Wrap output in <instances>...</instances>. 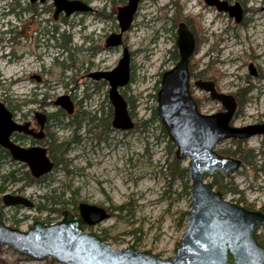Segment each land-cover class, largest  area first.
<instances>
[{
  "label": "rangeland",
  "instance_id": "rangeland-1",
  "mask_svg": "<svg viewBox=\"0 0 264 264\" xmlns=\"http://www.w3.org/2000/svg\"><path fill=\"white\" fill-rule=\"evenodd\" d=\"M90 1L97 13H74L66 19L62 13L55 19L52 2H48L52 5L50 13H41L40 3L28 8L29 0H0V97L16 93L21 100L30 102L48 100V112L53 117L51 132L58 143L69 142L64 154L56 152L66 166L55 163L45 178L34 180H20L27 172L30 174L27 164L14 160L6 151L0 153L6 156L0 159L2 217L7 225L26 231L36 221L60 222L65 210L77 216L78 204L86 202L110 213L108 219L96 225H84L87 231L114 249L133 246L138 251L169 258L175 254L191 209V179L176 175V167L172 166L176 148L169 145L159 123L149 118L157 109L162 74L178 61L172 55L174 27L188 18L196 22L194 31L201 46L191 59L192 77L194 69V74L213 79L218 90L226 94L249 87L248 100L239 105L232 124L242 127L264 121V33L262 27L252 25L259 18L264 20V0H231L249 11L240 23L228 13L209 9L204 0H144L133 28L124 35L132 54L131 79L120 91L135 123L126 131L112 126L114 109L109 83L91 76L113 70L122 57L124 45L104 46L111 33H119L117 11L124 0ZM23 10L20 18L13 13ZM24 52L29 55L19 66L14 54ZM29 74L43 75V81L26 79ZM192 77L191 93L199 111L213 114L224 110L219 101L194 86L196 78ZM60 95H69L74 101L73 116L55 105ZM247 146L262 154L264 135L244 140L242 147ZM235 148V142L229 139L220 142L216 151L227 156L221 152ZM187 164L188 160L181 161L182 167ZM261 168L264 154L257 157L254 165H242L224 175L241 191L227 192L224 199L264 212ZM11 172L19 181L14 182L13 176L8 178ZM213 175L207 181L212 182ZM5 193L23 196L35 207L5 205ZM55 200L75 204H55ZM255 234L264 243V226ZM0 264L61 263L50 256L34 259L4 244L0 245Z\"/></svg>",
  "mask_w": 264,
  "mask_h": 264
},
{
  "label": "water",
  "instance_id": "water-1",
  "mask_svg": "<svg viewBox=\"0 0 264 264\" xmlns=\"http://www.w3.org/2000/svg\"><path fill=\"white\" fill-rule=\"evenodd\" d=\"M52 1L55 18L61 12L70 16L87 9L79 0ZM206 2L215 5L219 11H228L236 22L241 21L243 11L239 5L229 6L221 0ZM138 3L139 0H129L119 8L120 32L109 36L107 47L122 44V36L133 23ZM177 46L179 60L162 74L157 93L158 116L176 148V159L188 160L186 168L191 179V209L174 256L164 258L149 251H138L133 246L114 249L84 228V225L93 226L110 217L106 208L86 202L78 204V216L65 210L60 222L44 224L36 221L26 231L7 225L0 211V245L9 244L35 259L50 256L61 264H264V245L255 234L257 228L264 226V212L250 211L225 200L223 193L207 181L209 175L216 172L230 174L242 165L239 158L220 155L216 151L217 145L224 140L244 141L263 135L264 122L242 127L233 125L237 101L232 94L218 92L212 81H198L196 86L208 92L212 100L219 101L224 110L201 113L190 91L189 62L195 52L196 39L186 24L179 26ZM93 77L109 83V98L114 109L112 126L122 131L133 129L135 123L128 103L120 92L131 79L128 49L124 48L113 70L93 74ZM55 105L69 115L74 112L69 95H60ZM19 129L11 111L0 101V145L9 149L16 161L26 163L33 177L50 173L55 162L46 147H23L11 141V135ZM3 202L5 205L34 207L31 200L19 195L5 194Z\"/></svg>",
  "mask_w": 264,
  "mask_h": 264
},
{
  "label": "flooded vegetation",
  "instance_id": "flooded-vegetation-1",
  "mask_svg": "<svg viewBox=\"0 0 264 264\" xmlns=\"http://www.w3.org/2000/svg\"><path fill=\"white\" fill-rule=\"evenodd\" d=\"M79 1L82 2L83 4H85L87 6V9L84 10V11H78V12H74V13H79L80 15H82V14H88L89 15L91 13H97L96 9H94L91 6V1L90 0H79ZM128 1L129 0H124V4L122 6H120L119 8L125 6L128 3ZM143 1L144 0H139L137 11H136V13L134 15L133 23H132L131 27L122 36V44L120 46H118V47H121V46L124 45L123 46V50H124V48H127L128 51H129V48L125 45V42H124V40H125L124 39V35L127 34L133 28L134 21L136 19V16H137L138 12L140 11V7H141V4L143 3ZM221 1H226L229 6L239 5L242 8V11H243L242 19H241L240 22L244 21L245 15L249 11H247V9L243 6V4L233 3L231 0H221ZM48 2H52L53 3L52 0H44V1L36 0L35 2H32V0H29L30 4H29L28 8L31 7V4L40 3L43 6L42 9H41V13H47V12L50 13L52 5L50 3H48ZM46 3H48V4H46ZM204 3L207 5V7L209 9H214L218 13H228V15L230 16L228 11H219L215 5H210L209 3L206 2V0H204ZM53 6H54V3H53ZM119 8H118V11H117V19H118V15H119ZM262 10L264 11V7L262 8ZM54 12H55V10H54ZM13 13H15L17 15V18H20L21 15L25 13V10L17 11V12L15 11ZM33 13H35V15H38L36 10H34ZM62 13H64V12L59 13L58 16L62 17L63 16V15H61ZM73 14H71V15H73ZM67 17H69V16H66L65 13H64L63 19H66ZM232 18H234V17H232ZM258 20H260V22ZM195 23L196 22L192 18H188V19H185V20H182V21L178 22V26L174 27V29L176 30V35H175L176 36V43H175V45L173 47V51H172L173 59H178L179 60V49H178V46H177V38H178L179 26L181 24H186L187 27L190 29V31L194 34V37L196 39V48H195V52H194L193 56L197 53V48L200 49L201 41H200V39H198V37L196 36V33L194 31L195 30V28H194V24ZM261 23H262V25H261ZM252 25L253 26L262 27L263 30L261 31V33L262 32L264 33V20L263 19H261V18L257 19L254 23H252ZM119 28H120V25H119ZM119 32H120V30H119ZM111 34H115V33H111ZM86 42L89 43L88 40H86ZM104 47H107V46L105 45ZM109 47H116V46H109ZM109 47H107V48H109ZM129 54H130V63H131V55L132 54H131L130 51H129ZM28 55H29V52H24L21 55L14 54V56H15L14 59L18 63V65L20 66L23 63L25 57H27ZM191 59H192V57H191ZM191 59H190V62H189L190 91H191V84H192V80H191V77H192V73H191ZM256 74L258 75V73H256ZM35 76L39 77L40 79L39 80L35 79L34 78ZM42 76L43 75H40V74H29L26 79H29L31 81L36 80V81L40 82V81H43V77ZM91 76L93 77V74H91ZM192 78H196L194 80V86H196V82H198V81H212L215 84V87H216L217 91L221 92L220 90H218L217 85H216V83H215V81L213 79H205L204 76L202 74H200V73L194 74V69H193V77ZM212 78H214V76H212ZM247 89H249V87ZM247 89H244V90H247ZM241 90H243V89H241ZM237 92L235 93L236 95H237ZM221 93H223V92H221ZM232 95L234 96V94H232ZM209 96H210V94H209ZM235 99H236V97H235ZM3 100H5V102ZM8 100H10V102ZM0 101L3 102L7 106L9 111H11V113H12L14 122L17 125L20 126L19 131H15L11 135V141H13L14 143H16L18 145H21L23 147H31V146H34V145H40V146L46 147L48 155L52 159L49 146L52 144V140H53V134L51 132V128H52L51 121L53 120L52 119L53 117H52V114L50 112H48V107L51 105V103L48 102V100H46V99H42V100H39V101L34 99L31 102L29 100H26L25 98H24V100H21L19 98V94H16V93H12L11 96L5 95L2 98L0 97ZM21 101H22V103H21ZM236 101H237V99H236ZM73 103H74V101H73ZM237 104H238V107H240L239 105H241V104H239L238 101H237ZM26 105L27 106L31 105V106H28V110H27V108H25ZM238 107H237V110H238ZM75 108H76V105L74 103V111H75ZM222 109H224V108H222ZM59 110H61V109H59ZM237 110H236V112H237ZM71 116H73V114ZM262 122H264V121H258L256 123H262ZM253 124H255V123H253ZM72 141H73V139H72ZM5 151H6L7 155H9V154L11 155L9 149H7V148H5V147L0 145V153L1 152H5ZM11 157H12V155H11ZM5 158H6V156L2 157V155H0V159L1 160L5 159ZM52 160L55 162L54 159H52ZM2 197H3V195H2ZM0 199H1V197H0Z\"/></svg>",
  "mask_w": 264,
  "mask_h": 264
},
{
  "label": "trees",
  "instance_id": "trees-1",
  "mask_svg": "<svg viewBox=\"0 0 264 264\" xmlns=\"http://www.w3.org/2000/svg\"><path fill=\"white\" fill-rule=\"evenodd\" d=\"M248 92H249V89H247V90H238L237 95L234 93V96L236 97V99H237L239 104H244L248 100V96H247ZM149 121H157L159 123V125H160V129L162 130L164 135L167 136L166 130L163 127V125L161 123V120H160V118L158 116L157 109H154L152 111V115L149 118ZM57 141L58 140L53 135L52 144L49 146L50 147L49 149H50V152H51V157H52V159L55 160L56 164H59V163L65 164L64 160L57 158L56 152L60 151L61 152L60 154H64L65 153L64 152L65 149H67V150L69 149V142L58 143ZM234 142L236 144V148L235 149H225L221 153L224 154V155H227V156L229 155V156H233V157L241 159L242 165H254V163L257 160V157H261L264 154V152H262V154H261V152L259 150L253 149V148L248 147V146L247 147H242V143L244 141L234 140ZM169 143H170L169 145L171 147H174L173 144L170 142V140H169ZM65 166H66V164H65ZM172 166L176 167L175 168V170L177 171L176 175H178L181 179L189 178L188 177L189 175H188L187 168L182 167L181 161H179L176 158H174ZM260 170L264 171V168H261ZM30 175L31 174H29L27 172L26 176H24L23 178H19V179L20 180H22V179L34 180V178L32 176H30ZM7 176H8V178H11L13 176V181L14 182L15 181H19V179L17 180L16 176H14V172H11L10 174H7ZM46 176H44L43 178H45ZM212 177H213V181H212L213 185L217 189L221 190L223 192V194H225L227 192H231V191L235 192V193H240L241 192V191H239L237 189V187H234V182H232V180L230 181V180L226 179V176H224V175H222L220 173H215V175H213ZM187 188L189 189V187H187ZM44 198L45 197L43 196V199ZM69 203H74L75 204V201L64 200V201L60 202L59 200H55V204L65 205V204H69ZM123 208H124L123 206H120L119 209L123 210ZM246 208H248V207H246ZM248 209L253 210L252 208H248ZM259 243L264 245V243L262 241H259Z\"/></svg>",
  "mask_w": 264,
  "mask_h": 264
},
{
  "label": "bare ground",
  "instance_id": "bare-ground-1",
  "mask_svg": "<svg viewBox=\"0 0 264 264\" xmlns=\"http://www.w3.org/2000/svg\"><path fill=\"white\" fill-rule=\"evenodd\" d=\"M236 113V112H235ZM235 116V115H234ZM216 173H220V172H216ZM220 174H222V173H220ZM222 175H228V174H222ZM244 208H246V207H244ZM247 210H250V209H248V208H246ZM250 211H259V210H250ZM262 227V226H261ZM260 228V227H259ZM259 228H257V230L259 229ZM257 230H256V232H257ZM35 259V258H34Z\"/></svg>",
  "mask_w": 264,
  "mask_h": 264
}]
</instances>
